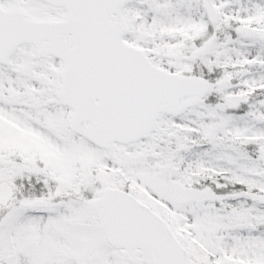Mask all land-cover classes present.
I'll list each match as a JSON object with an SVG mask.
<instances>
[{"label": "snow or ice", "instance_id": "obj_1", "mask_svg": "<svg viewBox=\"0 0 264 264\" xmlns=\"http://www.w3.org/2000/svg\"><path fill=\"white\" fill-rule=\"evenodd\" d=\"M0 264H264V0H0Z\"/></svg>", "mask_w": 264, "mask_h": 264}]
</instances>
